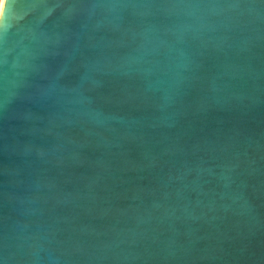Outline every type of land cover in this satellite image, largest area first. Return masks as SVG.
Wrapping results in <instances>:
<instances>
[{
  "label": "water",
  "instance_id": "95a60500",
  "mask_svg": "<svg viewBox=\"0 0 264 264\" xmlns=\"http://www.w3.org/2000/svg\"><path fill=\"white\" fill-rule=\"evenodd\" d=\"M0 264H264V0H4Z\"/></svg>",
  "mask_w": 264,
  "mask_h": 264
},
{
  "label": "rangeland",
  "instance_id": "374dc122",
  "mask_svg": "<svg viewBox=\"0 0 264 264\" xmlns=\"http://www.w3.org/2000/svg\"><path fill=\"white\" fill-rule=\"evenodd\" d=\"M3 2H4V0H0V11H1V8H2V5H3Z\"/></svg>",
  "mask_w": 264,
  "mask_h": 264
}]
</instances>
